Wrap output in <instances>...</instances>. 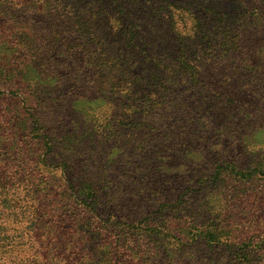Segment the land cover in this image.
<instances>
[{"label":"trees","instance_id":"16d2710c","mask_svg":"<svg viewBox=\"0 0 264 264\" xmlns=\"http://www.w3.org/2000/svg\"><path fill=\"white\" fill-rule=\"evenodd\" d=\"M264 0H0V264H264Z\"/></svg>","mask_w":264,"mask_h":264},{"label":"rangeland","instance_id":"374dc122","mask_svg":"<svg viewBox=\"0 0 264 264\" xmlns=\"http://www.w3.org/2000/svg\"><path fill=\"white\" fill-rule=\"evenodd\" d=\"M263 215H264V210H263Z\"/></svg>","mask_w":264,"mask_h":264}]
</instances>
